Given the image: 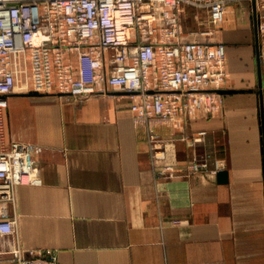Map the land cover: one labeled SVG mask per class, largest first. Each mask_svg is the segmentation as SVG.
Instances as JSON below:
<instances>
[{"label": "crops", "instance_id": "crops-1", "mask_svg": "<svg viewBox=\"0 0 264 264\" xmlns=\"http://www.w3.org/2000/svg\"><path fill=\"white\" fill-rule=\"evenodd\" d=\"M228 14L233 7L227 23ZM246 38L225 32L224 43L225 90L245 92L225 95L217 114L201 110L155 129L166 152L161 165L182 174L191 159L212 169L221 161L227 184L210 173L157 179L148 128L135 123L125 92L10 97L8 137L35 146L41 179L17 189L22 248L56 252L61 264H264L256 35L253 44ZM199 133L201 143L184 140Z\"/></svg>", "mask_w": 264, "mask_h": 264}, {"label": "built area", "instance_id": "built-area-1", "mask_svg": "<svg viewBox=\"0 0 264 264\" xmlns=\"http://www.w3.org/2000/svg\"><path fill=\"white\" fill-rule=\"evenodd\" d=\"M242 0H0V257L11 264H61L53 251H27L16 240L17 189L39 185L33 144L7 134L9 99L38 92L84 100L109 90L129 94L135 123L148 128L157 179L225 169L221 161L189 160L184 173L166 160L155 129L186 122L197 112H221L227 79L226 45L186 39L187 10L225 22ZM258 21L264 94V0H246ZM255 5V11L253 9ZM28 64L29 80L24 79ZM205 133L184 138L203 142Z\"/></svg>", "mask_w": 264, "mask_h": 264}, {"label": "rangeland", "instance_id": "rangeland-1", "mask_svg": "<svg viewBox=\"0 0 264 264\" xmlns=\"http://www.w3.org/2000/svg\"><path fill=\"white\" fill-rule=\"evenodd\" d=\"M233 7L234 14H228L231 18L230 22H225L221 25L213 24L210 20L208 13L197 12L194 10H187L183 17V28L184 32L187 34H195V38H200L203 41H213V42H222L225 43V32L229 33H242L246 34L247 42L254 43V24L251 18L252 15V6L246 1L242 0L234 5ZM227 17V20L229 19ZM236 36L235 34H231ZM188 39V36H187ZM227 41V39H226ZM230 43L240 44L239 40H230ZM24 79L19 82V87H25V82L29 80L28 75V64L24 66ZM257 91V85L255 87Z\"/></svg>", "mask_w": 264, "mask_h": 264}, {"label": "water", "instance_id": "water-1", "mask_svg": "<svg viewBox=\"0 0 264 264\" xmlns=\"http://www.w3.org/2000/svg\"><path fill=\"white\" fill-rule=\"evenodd\" d=\"M253 9L255 11V5H253ZM254 30H255V35H256V56H257V74H258V88H257V94L260 97V105H261V129H262V134H263V139H262V153L264 155V94L262 91L263 87V82H262V69H261V59H260V45H259V34H258V21L256 18H254ZM245 91L242 90H220L218 93L222 95H227V94H236V93H244ZM24 96L28 97H43L47 96L45 94H40L38 92H30L28 94H22ZM218 182L220 184H227L229 181V173L228 171H220L217 174Z\"/></svg>", "mask_w": 264, "mask_h": 264}]
</instances>
